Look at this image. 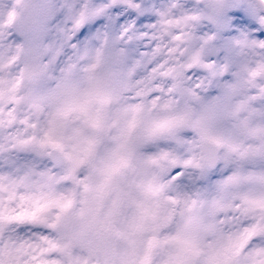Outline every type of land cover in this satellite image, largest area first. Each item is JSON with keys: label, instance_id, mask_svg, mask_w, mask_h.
<instances>
[{"label": "clouds", "instance_id": "obj_1", "mask_svg": "<svg viewBox=\"0 0 264 264\" xmlns=\"http://www.w3.org/2000/svg\"><path fill=\"white\" fill-rule=\"evenodd\" d=\"M0 264H264V0H0Z\"/></svg>", "mask_w": 264, "mask_h": 264}]
</instances>
